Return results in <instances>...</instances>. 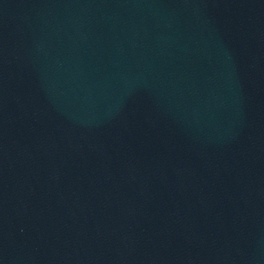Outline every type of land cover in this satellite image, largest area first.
I'll return each instance as SVG.
<instances>
[{"label": "water", "instance_id": "water-1", "mask_svg": "<svg viewBox=\"0 0 264 264\" xmlns=\"http://www.w3.org/2000/svg\"><path fill=\"white\" fill-rule=\"evenodd\" d=\"M0 264H264V0H0Z\"/></svg>", "mask_w": 264, "mask_h": 264}]
</instances>
